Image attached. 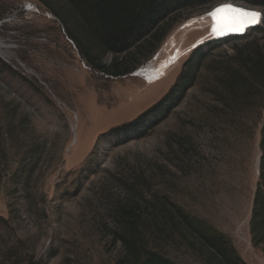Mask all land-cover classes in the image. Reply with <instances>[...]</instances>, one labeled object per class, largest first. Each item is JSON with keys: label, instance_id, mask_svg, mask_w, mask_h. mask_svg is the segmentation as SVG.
<instances>
[{"label": "rangeland", "instance_id": "obj_1", "mask_svg": "<svg viewBox=\"0 0 264 264\" xmlns=\"http://www.w3.org/2000/svg\"><path fill=\"white\" fill-rule=\"evenodd\" d=\"M59 3L0 0V264H115L123 251L115 232L126 206L141 209L150 247L178 264H206L197 245L161 233L158 210L173 204L228 235L247 264H264L249 227L264 86L232 99L215 92L220 63L241 65V54L264 46V32L206 45L197 80L145 136L100 138L165 97L209 35L233 28L214 11L184 10L152 60L137 73L114 77L86 64L50 11ZM187 49L171 74H143L151 61Z\"/></svg>", "mask_w": 264, "mask_h": 264}, {"label": "trees", "instance_id": "obj_2", "mask_svg": "<svg viewBox=\"0 0 264 264\" xmlns=\"http://www.w3.org/2000/svg\"><path fill=\"white\" fill-rule=\"evenodd\" d=\"M59 9L50 11L63 23L71 41L82 58L94 70L114 77L127 76L152 60L169 32V28L184 10L204 14L219 4H234L258 9L261 21L244 35L210 39L199 44L183 65L170 91L159 102L137 118L118 125L100 138L135 139L145 136L159 114H168L171 103L179 99L192 85L208 58L206 45L215 47L248 39L253 32H264V0H59ZM3 18L0 17V20ZM168 25V27H167ZM235 34V33H233ZM231 35V34H230ZM149 46L140 59L130 60L136 51ZM109 61H105L106 56ZM242 64L220 63L216 77L218 89L225 97H240L242 91L256 84L264 86V46L251 55L241 54ZM221 92V91H220ZM221 94L223 95V93ZM221 95V96H222ZM232 95V97H229ZM221 96H218L221 98ZM254 96V95H253ZM224 100L227 101V99ZM252 97V96H251ZM262 150L260 174L249 222L251 241L264 255V121L261 131ZM157 224L161 233L173 236L179 233L201 251L206 264H247L235 248L231 238L218 231L205 219L194 216L181 206L159 208ZM122 224L115 232V242L123 251L115 264H178L163 252L150 247L141 231L142 211L138 206L121 210Z\"/></svg>", "mask_w": 264, "mask_h": 264}, {"label": "bare ground", "instance_id": "obj_3", "mask_svg": "<svg viewBox=\"0 0 264 264\" xmlns=\"http://www.w3.org/2000/svg\"><path fill=\"white\" fill-rule=\"evenodd\" d=\"M229 8H233V9H242V10H245V11H254V12H258V11H255L254 9H248V8H245V7H240V6H237V5H234V4H222V5H219L218 8H216L215 10L212 9L211 12L214 11V13H219V14H222L224 15V17L226 18L227 20V24L233 28V32L236 34L238 32H241L243 30H245L246 28V31H248L249 27L252 25V24H248L246 26L243 27V30L241 31H236L234 29L240 27V22H241V17H239L238 13L236 12H233L231 10H229ZM217 9H222L221 11H217ZM210 12V13H211ZM209 13V14H210ZM259 13V12H258ZM197 21V20H196ZM196 21H193V22H189L185 25L184 29L186 28H189V27H192ZM233 34V33H232ZM227 35V34H226ZM230 35V34H229ZM223 36V35H222ZM176 44V43H175ZM187 50H184L180 55H168L167 57L165 58H162L161 60L158 58L157 61H151L147 67H146V70L144 71V75H147L149 77H156V78H160L162 75H166V74H171L170 72V68L173 67V65L177 64L178 61L180 60L182 54L184 52H187ZM140 71V70H139ZM138 71V72H139ZM169 72V73H168Z\"/></svg>", "mask_w": 264, "mask_h": 264}, {"label": "snow or ice", "instance_id": "obj_4", "mask_svg": "<svg viewBox=\"0 0 264 264\" xmlns=\"http://www.w3.org/2000/svg\"><path fill=\"white\" fill-rule=\"evenodd\" d=\"M222 9H217V11H221ZM229 10L238 13L239 17H241L240 27L234 29L236 31L243 30V27L248 24H255L259 22L260 13L254 11H245L242 9H233L229 8Z\"/></svg>", "mask_w": 264, "mask_h": 264}, {"label": "water", "instance_id": "obj_5", "mask_svg": "<svg viewBox=\"0 0 264 264\" xmlns=\"http://www.w3.org/2000/svg\"><path fill=\"white\" fill-rule=\"evenodd\" d=\"M224 4V3H223ZM219 5H222V4H219ZM216 7V6H215ZM240 7H243V6H240ZM213 9V8H212ZM212 9L211 10H209L208 12H206V13H204V16H207L209 13H210V11H212ZM260 19H261V12H260V17H259V21H260ZM259 24V22L258 23H255V24H252L249 28H252V27H254V26H257ZM247 28V27H246ZM246 28H245V30H246ZM245 30H243V31H241V33H243ZM141 68V67H140ZM139 68V69H140Z\"/></svg>", "mask_w": 264, "mask_h": 264}, {"label": "clouds", "instance_id": "obj_6", "mask_svg": "<svg viewBox=\"0 0 264 264\" xmlns=\"http://www.w3.org/2000/svg\"><path fill=\"white\" fill-rule=\"evenodd\" d=\"M139 70H141V68L140 69H137L135 72H133V73H137Z\"/></svg>", "mask_w": 264, "mask_h": 264}]
</instances>
